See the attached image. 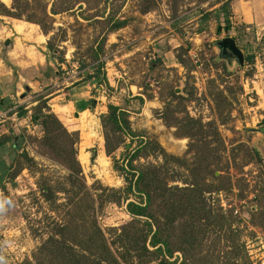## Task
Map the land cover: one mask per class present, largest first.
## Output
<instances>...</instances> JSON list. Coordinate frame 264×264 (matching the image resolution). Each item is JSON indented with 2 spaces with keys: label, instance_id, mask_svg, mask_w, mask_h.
<instances>
[{
  "label": "rangeland",
  "instance_id": "1",
  "mask_svg": "<svg viewBox=\"0 0 264 264\" xmlns=\"http://www.w3.org/2000/svg\"><path fill=\"white\" fill-rule=\"evenodd\" d=\"M224 1L90 0L89 5L82 2L81 9L75 6L53 14L50 0H29L20 18L0 14V57L3 65L13 70L8 84L11 89L7 91L15 92L16 83L23 85L26 81H21L19 75L24 73L8 59L7 52L13 51L11 56L20 59L15 44L34 45L31 50L40 56V62L32 77H26L36 85L33 89L22 86V105L46 94L47 104L66 127L79 132L78 159L87 185L95 180L115 188L125 185L121 172L114 169L105 153L98 117L108 102L119 104L129 112L132 128L156 139L166 152L185 159L199 173L213 170L219 176L216 180L210 176L208 181L224 188L218 195L223 209H232L251 258L264 264V165L255 162L252 151L257 149L264 159V141L257 139L256 133L242 130L264 124V0H229L224 9H218ZM4 4L10 7L11 0ZM144 8L148 9L145 13L141 11ZM109 11L127 19V24L118 33L106 36ZM206 11L210 13L204 18L202 13ZM15 28L22 33H16ZM103 36L104 70L112 90L98 80H81L86 71H91L81 65L90 61V47ZM227 36L234 38L243 53L241 65L237 60L228 65L219 56L214 42ZM6 39H10L8 46L4 44ZM48 40L59 50L56 58L46 57L52 52L45 45ZM185 48L181 64L175 55ZM25 54L23 51L20 55ZM249 55L253 56L251 60ZM134 95L145 100L140 102ZM31 114L30 110L24 117L17 114V119L3 121L7 132L11 128L23 134V138L0 146V164L12 165L0 174V198L10 204L0 211V249L7 264L31 260L52 224L62 219L64 210L41 195L38 185L43 182L42 174L57 189L66 185L67 172L40 154L34 138L41 136V128ZM83 117L85 123H94L91 138L83 135L89 134V128L82 127ZM138 140L126 138L129 151ZM23 149L34 157L36 167L19 168L23 162L19 152ZM123 150L119 147L116 157ZM148 160L162 161L168 178L183 179L187 175L184 167L171 160ZM171 183L183 184L178 179ZM57 194V202H62L64 194ZM96 217L104 229L130 219L123 203H105L96 208Z\"/></svg>",
  "mask_w": 264,
  "mask_h": 264
},
{
  "label": "trees",
  "instance_id": "2",
  "mask_svg": "<svg viewBox=\"0 0 264 264\" xmlns=\"http://www.w3.org/2000/svg\"><path fill=\"white\" fill-rule=\"evenodd\" d=\"M50 1L51 13L57 14L75 6L81 9L82 2L89 5L90 0ZM28 2L11 0L7 7L0 0V14L20 18ZM228 3L229 0L224 1L218 9H224ZM141 11L145 13L148 9ZM209 13L203 12L202 16L205 18ZM105 18L106 36L127 24V19L116 17L111 11ZM106 36L90 47V61L81 66L87 65L91 71H86L81 80H98L112 90L104 70ZM45 45L52 51L46 57L56 58L58 48L53 47L50 40ZM186 52L187 48L183 53L176 52L181 64H184ZM252 58V55L248 56L249 60ZM58 60L64 61L63 58ZM133 98L140 102L144 100L140 95ZM34 101L36 104L30 110L33 122L41 128V136L34 138L41 149L40 154L62 166L67 174L66 185L57 189L42 174L43 182L38 185L41 195L51 204L64 208L62 219L52 224L47 236L34 250L32 259L21 264H147L152 261L157 264H259L251 258L245 241L241 240V229L234 223L232 209H223L219 201L218 195L224 188L213 183L212 180L219 178L213 170L207 174L199 173L185 159L166 152L156 139L132 128L127 109L108 102L106 112L98 116L104 150L111 157L114 169L121 172L125 185L118 188L104 186L99 180L87 185L78 159L79 132L66 127L47 104L46 94H39ZM28 109L25 105L19 106L18 116L24 117ZM21 138L23 134L10 128L0 136V146ZM126 138L139 139L131 151L126 146ZM119 147L124 150L116 157L114 153ZM90 151L93 161L95 148ZM252 151L255 162L264 165L258 150L252 148ZM19 156L23 160L19 168L36 167V160L25 149ZM149 157L161 158L164 162L171 160L184 167L186 177L168 178L162 161L155 163L149 161ZM142 158L144 162H141ZM11 166L0 164V174ZM210 176L212 180L208 181ZM177 179L183 184L171 183ZM57 192L64 194L62 202H57ZM105 203H123L130 219L118 226L102 228L96 208Z\"/></svg>",
  "mask_w": 264,
  "mask_h": 264
},
{
  "label": "crops",
  "instance_id": "3",
  "mask_svg": "<svg viewBox=\"0 0 264 264\" xmlns=\"http://www.w3.org/2000/svg\"><path fill=\"white\" fill-rule=\"evenodd\" d=\"M6 16V15H5ZM18 24H16L15 26H17ZM26 28V27H25ZM124 27L114 31V32H110L107 34V36L109 34H114V33H118L119 30L123 29ZM15 32L16 33H22L20 31H18L16 28H15ZM6 40H9V43H5ZM4 44L5 46H8L10 44V39H6ZM16 43V42H15ZM112 44H114V42L112 41ZM31 47L33 48L34 45L33 44H28L27 46H18L15 44L14 46V50L15 51H18L19 54H16V55H19L20 56V59L19 58H16L14 59L13 57L14 56H11L12 54L14 55L13 51H8V59H10V61L16 65H18L20 67V69L22 70V73H24V75L20 74L19 77L21 78V81H26L25 84L21 85L20 83L21 82H17L16 83V90L15 92L13 91H7V90H10L11 89V86H9L8 84L10 83L9 80H11V76L10 73H12V68H6L4 65H3V59L0 57V111L1 110H5V111H10V112H13L14 110H17V108L19 106L22 105V98H23V94H22V91H23V88L22 86H24L25 88H34L36 83L35 81L33 80H29L26 75H33V73H35V69H36V63L39 61L40 62V56L36 55L34 53L33 50H31ZM23 51H26L27 54L31 53L29 56H27V54L24 55H20ZM24 70V72H23ZM108 79V77H107ZM114 79V78H113ZM109 80V79H108ZM86 81V80H85ZM84 82V80H83ZM110 82V81H108ZM36 89V88H35ZM4 90L6 91V93L4 92ZM35 90H31L30 92H33ZM18 94H20V97L18 96ZM16 97H19L18 100H16L15 98ZM145 100V99H144ZM36 101L34 100H26L25 102V107H30L31 105H33ZM147 102V100H146ZM105 107V110H103L104 112H106V105H104ZM30 110L28 109V112ZM3 121L4 120H1L0 119V135L1 134H4L7 132V129L4 127V124H3Z\"/></svg>",
  "mask_w": 264,
  "mask_h": 264
},
{
  "label": "water",
  "instance_id": "4",
  "mask_svg": "<svg viewBox=\"0 0 264 264\" xmlns=\"http://www.w3.org/2000/svg\"><path fill=\"white\" fill-rule=\"evenodd\" d=\"M6 44L9 43V40H6ZM214 44L219 49V56L223 54V52L228 51L231 53V55L238 61V63L241 65L243 63V53L240 50V48L237 47L235 40L233 37L227 36L222 39H219L214 42ZM228 59V57L226 56ZM242 130L245 132H252L256 133L257 139L264 141V124L258 126V127H242Z\"/></svg>",
  "mask_w": 264,
  "mask_h": 264
},
{
  "label": "clouds",
  "instance_id": "5",
  "mask_svg": "<svg viewBox=\"0 0 264 264\" xmlns=\"http://www.w3.org/2000/svg\"><path fill=\"white\" fill-rule=\"evenodd\" d=\"M10 204L8 201L3 200L0 198V211H2L5 207H9ZM0 264H7L6 257L3 253V249H0Z\"/></svg>",
  "mask_w": 264,
  "mask_h": 264
},
{
  "label": "bare ground",
  "instance_id": "6",
  "mask_svg": "<svg viewBox=\"0 0 264 264\" xmlns=\"http://www.w3.org/2000/svg\"><path fill=\"white\" fill-rule=\"evenodd\" d=\"M4 3H6L7 1H9V0H2ZM19 30H21V28L20 27H17ZM84 117H83V119H82V127H83V129H85L86 127H88L89 128V134L88 135H86V133H83V135H85V137L86 138H91L92 136H93V134H95V132H94V130H92L93 128V122L92 121H89V122H87V123H85L84 122ZM93 131V132H92ZM91 132V133H90Z\"/></svg>",
  "mask_w": 264,
  "mask_h": 264
},
{
  "label": "built area",
  "instance_id": "7",
  "mask_svg": "<svg viewBox=\"0 0 264 264\" xmlns=\"http://www.w3.org/2000/svg\"><path fill=\"white\" fill-rule=\"evenodd\" d=\"M8 118H13L12 120L17 119L18 118L17 111L14 110L13 112H10V111L1 110L0 111V119L5 120Z\"/></svg>",
  "mask_w": 264,
  "mask_h": 264
},
{
  "label": "flooded vegetation",
  "instance_id": "8",
  "mask_svg": "<svg viewBox=\"0 0 264 264\" xmlns=\"http://www.w3.org/2000/svg\"><path fill=\"white\" fill-rule=\"evenodd\" d=\"M226 56L228 57V59L226 58ZM221 58H223L228 65H233L236 61V59L228 51L223 52Z\"/></svg>",
  "mask_w": 264,
  "mask_h": 264
}]
</instances>
